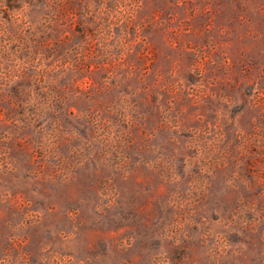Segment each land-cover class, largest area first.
I'll list each match as a JSON object with an SVG mask.
<instances>
[{
	"label": "rangeland",
	"instance_id": "374dc122",
	"mask_svg": "<svg viewBox=\"0 0 264 264\" xmlns=\"http://www.w3.org/2000/svg\"><path fill=\"white\" fill-rule=\"evenodd\" d=\"M0 264H264V0H0Z\"/></svg>",
	"mask_w": 264,
	"mask_h": 264
}]
</instances>
